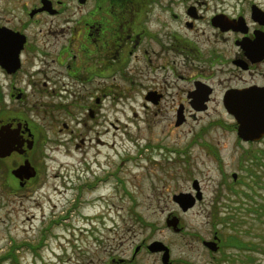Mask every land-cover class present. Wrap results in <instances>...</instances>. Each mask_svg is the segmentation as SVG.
Listing matches in <instances>:
<instances>
[{
	"label": "flooded vegetation",
	"instance_id": "af4514ba",
	"mask_svg": "<svg viewBox=\"0 0 264 264\" xmlns=\"http://www.w3.org/2000/svg\"><path fill=\"white\" fill-rule=\"evenodd\" d=\"M0 74L8 80L10 103L18 102L6 106L0 119V132L17 130L12 153L0 161L19 158L11 176L29 192L38 170L29 180L13 171L26 161L36 168L30 155L38 138L27 117L33 83L31 95L40 98L47 129L66 133L64 140L77 152L69 218L92 224L83 210L108 203L111 185L112 206L124 204L120 192L126 193L118 166L113 172L94 169L101 167L102 148L109 146L102 131H95L107 121L103 113L111 104L129 105L131 97L139 96L144 111L173 114L180 128L215 103L229 115L233 93L264 95V0H0ZM4 100L0 92V103ZM237 128L235 124L236 136ZM92 132L95 137L89 136ZM247 156L258 160L250 152ZM212 232L209 237L187 234L189 247L198 243L211 264H233L238 253H253L249 238L225 235L215 225ZM95 242L102 247L99 239ZM142 251H149L146 242L134 245L128 260L110 257L104 264H129ZM178 262L171 260L170 251L169 263ZM251 262L249 256L247 264Z\"/></svg>",
	"mask_w": 264,
	"mask_h": 264
},
{
	"label": "rangeland",
	"instance_id": "374dc122",
	"mask_svg": "<svg viewBox=\"0 0 264 264\" xmlns=\"http://www.w3.org/2000/svg\"><path fill=\"white\" fill-rule=\"evenodd\" d=\"M7 81L0 74V92L5 97L0 103V119L6 106L13 103ZM32 84L27 117L38 138L30 155L38 179L25 193L11 176L19 158L0 161V264H104L110 257L128 260L134 245L154 241L168 246L171 260L180 261L178 264L185 260L211 264L198 243L193 242V249L189 247L187 234L209 237L214 225L225 235L249 238L254 245L253 253H238L233 264H247L249 256L250 264H264V142L252 147L240 142L235 121L218 103L180 128L175 126L173 114L154 116L144 111L137 103L139 96L131 97L129 105L115 108L111 104L103 113L107 121L95 130L102 131L101 137L109 146L102 148L105 158L101 167L94 169L113 172L118 166L126 193L120 192L124 204L112 206L111 185L106 193L108 203L83 210L94 219L91 224L69 218L77 152L64 140L66 133L47 129L40 98L31 95ZM13 104L18 106V102ZM90 135L96 136L94 132ZM248 152L258 160L250 161ZM234 173L237 181L232 178ZM85 176L92 178L89 173ZM195 181L203 200L184 212L173 196L195 195ZM251 207L254 212L248 214ZM169 215L179 219L184 231L176 233L167 226ZM93 230H97L94 236ZM96 239L103 244L101 248ZM161 259L160 253L142 251L129 264H163Z\"/></svg>",
	"mask_w": 264,
	"mask_h": 264
},
{
	"label": "water",
	"instance_id": "95a60500",
	"mask_svg": "<svg viewBox=\"0 0 264 264\" xmlns=\"http://www.w3.org/2000/svg\"><path fill=\"white\" fill-rule=\"evenodd\" d=\"M254 52V49L251 50ZM10 65V64H8ZM232 104H229L230 113L233 115L239 125L238 135L244 141H258L264 137V95L257 94L251 91L237 92L230 96ZM182 121L178 122V125ZM17 130H11L9 127L0 132V157L9 156L13 147L17 143ZM33 143V142H32ZM30 143V147H32ZM13 174L21 178V180H29L34 178L37 174L36 169L26 161L23 165L13 171ZM236 180L237 176L233 175ZM23 185V184H22ZM194 187L198 191L197 199L201 200L202 196L199 192L198 183L194 182ZM173 200L182 208L183 211H188L192 208L196 199L190 194H179L173 197ZM169 227H172L176 232L180 231L178 228L179 220L177 218L169 219L167 221ZM207 246L213 247V243H206ZM216 250V248H212ZM149 251L152 253L163 252V264H170V251L162 242L155 241L149 246Z\"/></svg>",
	"mask_w": 264,
	"mask_h": 264
},
{
	"label": "trees",
	"instance_id": "16d2710c",
	"mask_svg": "<svg viewBox=\"0 0 264 264\" xmlns=\"http://www.w3.org/2000/svg\"><path fill=\"white\" fill-rule=\"evenodd\" d=\"M16 262V261H15ZM17 263V262H16Z\"/></svg>",
	"mask_w": 264,
	"mask_h": 264
}]
</instances>
